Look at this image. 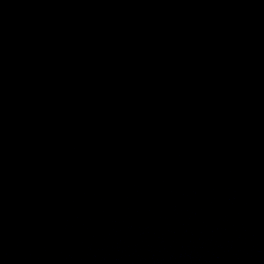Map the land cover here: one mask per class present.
I'll return each mask as SVG.
<instances>
[{
    "label": "water",
    "instance_id": "1",
    "mask_svg": "<svg viewBox=\"0 0 264 264\" xmlns=\"http://www.w3.org/2000/svg\"><path fill=\"white\" fill-rule=\"evenodd\" d=\"M0 264H264V0H0Z\"/></svg>",
    "mask_w": 264,
    "mask_h": 264
}]
</instances>
